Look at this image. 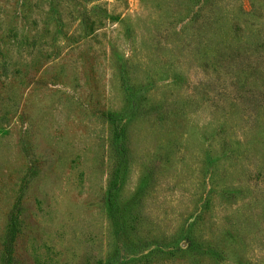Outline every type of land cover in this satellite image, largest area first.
<instances>
[{
	"label": "rangeland",
	"instance_id": "1",
	"mask_svg": "<svg viewBox=\"0 0 264 264\" xmlns=\"http://www.w3.org/2000/svg\"><path fill=\"white\" fill-rule=\"evenodd\" d=\"M264 264V0H0V264Z\"/></svg>",
	"mask_w": 264,
	"mask_h": 264
},
{
	"label": "trees",
	"instance_id": "2",
	"mask_svg": "<svg viewBox=\"0 0 264 264\" xmlns=\"http://www.w3.org/2000/svg\"><path fill=\"white\" fill-rule=\"evenodd\" d=\"M15 207L8 216L5 240L3 243V254L1 264H13L14 245L18 234V223L15 216Z\"/></svg>",
	"mask_w": 264,
	"mask_h": 264
}]
</instances>
